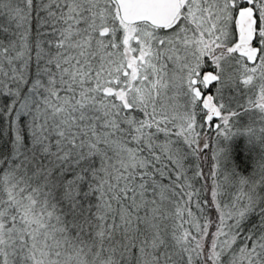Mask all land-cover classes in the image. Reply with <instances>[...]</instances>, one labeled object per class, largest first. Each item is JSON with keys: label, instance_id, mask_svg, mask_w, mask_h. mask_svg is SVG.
Listing matches in <instances>:
<instances>
[{"label": "trees", "instance_id": "16d2710c", "mask_svg": "<svg viewBox=\"0 0 264 264\" xmlns=\"http://www.w3.org/2000/svg\"><path fill=\"white\" fill-rule=\"evenodd\" d=\"M124 25L115 0H0V204L13 205L4 217L17 225L24 211L14 202L34 204L91 264H204L210 243L200 247L197 228L217 220L226 230L215 264H264V119L232 109L243 126L226 131L217 169L218 132L199 106L194 126L208 142L197 154L169 109L176 92L168 101L130 81ZM229 73L235 86L218 103L255 97L240 67Z\"/></svg>", "mask_w": 264, "mask_h": 264}, {"label": "rangeland", "instance_id": "374dc122", "mask_svg": "<svg viewBox=\"0 0 264 264\" xmlns=\"http://www.w3.org/2000/svg\"><path fill=\"white\" fill-rule=\"evenodd\" d=\"M239 1L241 0H184V9L179 20L161 33L138 24L122 26L128 62L125 71L129 74L130 81L135 83L142 79L144 86L148 83L153 88L154 95L161 91L163 96L168 97V101L169 87L171 91L176 92L178 97L175 101L179 103L169 109L186 121L182 123V127L191 135L183 133V137L195 147L197 154L208 142L206 135L197 136L199 132L194 126L195 115L198 113L194 108L199 106V113L205 118L207 128L211 127L218 132L214 135L217 169L219 162L224 161L221 141L226 137V131L234 127L237 129L239 124L243 126L238 122L237 112L232 109L235 106L244 107V111H253L254 118L264 119V2L261 4L262 0H242L249 6L260 8V20L257 21L254 31L255 40L260 42L261 48L257 46L259 53L254 61H250L236 46L240 34L236 9L237 5L240 7ZM164 58L167 59L163 60ZM234 63L240 67L243 89L248 91L255 85H258V88L254 89L255 97H248L245 101H239V104L236 102L226 106L217 102L216 95L220 97L218 93H221V90L226 91L232 83V86H235L229 73L232 64L235 66ZM161 72L167 75L165 85ZM149 74H153V77ZM214 84L218 87L213 91ZM206 86H210L208 91ZM197 88L202 92H198ZM118 96L127 99L124 92H118ZM199 125L201 127V124ZM231 134L235 138V134L242 133L236 130ZM194 151H189L187 156L193 157L195 161ZM8 190L11 191L10 188ZM213 201L215 202L216 198ZM14 203L18 205L20 212L24 211L17 225L14 224L13 217H4L6 207L13 205L7 203L4 207L0 204V264H91L84 255L78 254L75 244V248L71 247L70 241L62 235V230H48L40 218L41 215L35 211L30 212V206L34 204L30 203L27 207ZM224 206L227 207V203H224ZM224 206L219 208V212L226 219ZM179 207L185 208L184 211L181 210L182 213H191L189 206ZM197 229L205 230L203 237H208L204 240L201 238L200 247H207L204 241L210 243L204 253V264H215L220 253L218 238L222 230L226 229H223L222 225L219 226L217 220L211 226L208 222L204 227L201 225ZM146 260L149 261L150 258ZM147 264L163 263L154 259Z\"/></svg>", "mask_w": 264, "mask_h": 264}, {"label": "water", "instance_id": "95a60500", "mask_svg": "<svg viewBox=\"0 0 264 264\" xmlns=\"http://www.w3.org/2000/svg\"><path fill=\"white\" fill-rule=\"evenodd\" d=\"M122 21L127 25L148 23L166 28L174 23L181 11V0H115ZM253 16L248 11L239 15L242 35L251 33Z\"/></svg>", "mask_w": 264, "mask_h": 264}, {"label": "flooded vegetation", "instance_id": "af4514ba", "mask_svg": "<svg viewBox=\"0 0 264 264\" xmlns=\"http://www.w3.org/2000/svg\"><path fill=\"white\" fill-rule=\"evenodd\" d=\"M183 9H184V0H181V11H180L177 19L174 21V23L172 25H170L166 28H162V29H168V28L172 27L179 20V17L181 15ZM237 11H238V15H240L241 12H243V11H248L253 16V25L251 28V33H249L247 36H245V35H242L241 31H240V34L237 37L236 46L239 48V50H240L239 52H241V54L244 55V57L248 58L250 61H254V59L256 58V55L259 53V49L257 48V45H256L255 31H254V28H255L256 23H257L256 11L252 6H246L244 8H239ZM238 22H239V18H238ZM209 89H210V86H206V90L208 91ZM197 90H198V92H202V90L200 88H197Z\"/></svg>", "mask_w": 264, "mask_h": 264}, {"label": "bare ground", "instance_id": "6f19581e", "mask_svg": "<svg viewBox=\"0 0 264 264\" xmlns=\"http://www.w3.org/2000/svg\"><path fill=\"white\" fill-rule=\"evenodd\" d=\"M117 4V3H116Z\"/></svg>", "mask_w": 264, "mask_h": 264}]
</instances>
